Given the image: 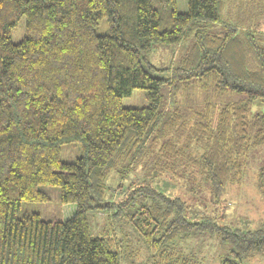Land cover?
I'll use <instances>...</instances> for the list:
<instances>
[{
    "label": "trees",
    "instance_id": "1",
    "mask_svg": "<svg viewBox=\"0 0 264 264\" xmlns=\"http://www.w3.org/2000/svg\"><path fill=\"white\" fill-rule=\"evenodd\" d=\"M262 24L264 0H188L186 12L177 0H0V264H122L118 237L92 234L93 208L138 233L148 264H199L186 248L202 232L230 246L220 264L264 254V219L221 226L178 192L220 201L264 147ZM189 36L171 68L150 61ZM136 89L148 104L124 106ZM196 91L246 97L189 114L180 103ZM65 144L79 146L75 161ZM127 172L135 179L111 199L109 178ZM255 185L264 198V167ZM48 186L75 205L68 219L23 211L50 201Z\"/></svg>",
    "mask_w": 264,
    "mask_h": 264
},
{
    "label": "rangeland",
    "instance_id": "2",
    "mask_svg": "<svg viewBox=\"0 0 264 264\" xmlns=\"http://www.w3.org/2000/svg\"><path fill=\"white\" fill-rule=\"evenodd\" d=\"M177 8L181 12H186L188 8V0H177ZM262 24L261 29H264ZM106 30V25L101 26V31ZM25 33L24 19L19 22L16 29L12 33L14 42H19ZM193 36L184 39L178 46L172 45H158L150 56V61L159 68H171L172 65L177 63V60L190 48L193 44ZM163 94L169 99L171 95L168 93L167 88ZM242 93H226L218 97L212 96L208 92L196 91L191 95L184 96L180 105L183 106L187 113L191 114L192 111L200 108L203 102L209 98L218 105H226L227 103L234 102L245 98ZM173 99V96H172ZM172 100L169 99V104ZM148 104L146 91L136 89L130 97L123 99V105L126 107H142ZM80 155V148L74 144H65L62 147L61 156L65 161H75ZM246 174L239 184L229 185L226 193L222 196L220 201L212 203L210 195L207 190H204L203 196L198 198L182 189L178 192L183 198L192 206L199 209V211L207 212L208 216L217 217L219 225H230L232 227L242 229L257 228L264 219V198L258 192L255 182L257 172L260 168L264 167V147L254 148L246 156ZM127 172L122 178H115V173L109 178L108 185L110 186L109 196L111 199L117 197V189L119 183H129L135 176H130ZM127 178V179H124ZM135 179V178H134ZM115 187H114V186ZM161 185V184H160ZM127 186V185H125ZM50 194V201L46 203H32L25 204L23 211H36L39 212L46 219L66 220L73 211L75 205H63L59 199V189L56 187H45ZM115 188V190H113ZM163 188V187H162ZM165 188V187H164ZM163 188V189H164ZM201 200L209 202V209L206 211L205 203ZM202 203V205H201ZM88 220L91 232L94 236H107L108 233H113L118 237L121 244V262L122 264H148L150 261V253L147 245L140 238L138 233L127 222H116L110 220L108 212L103 208H93L88 211ZM112 222V223H111ZM108 231V233H106ZM189 247L186 248L192 252L198 253L199 264H220V261L229 252L230 246H224L218 236H213L208 233H199L193 240L190 241ZM187 245V244H186ZM185 246V245H184ZM246 264H264V254L258 253Z\"/></svg>",
    "mask_w": 264,
    "mask_h": 264
},
{
    "label": "built area",
    "instance_id": "3",
    "mask_svg": "<svg viewBox=\"0 0 264 264\" xmlns=\"http://www.w3.org/2000/svg\"><path fill=\"white\" fill-rule=\"evenodd\" d=\"M263 109H264V106H263Z\"/></svg>",
    "mask_w": 264,
    "mask_h": 264
}]
</instances>
